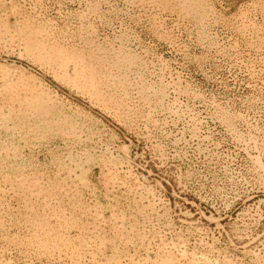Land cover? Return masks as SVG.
Instances as JSON below:
<instances>
[{
  "label": "rangeland",
  "instance_id": "obj_1",
  "mask_svg": "<svg viewBox=\"0 0 264 264\" xmlns=\"http://www.w3.org/2000/svg\"><path fill=\"white\" fill-rule=\"evenodd\" d=\"M0 264H264V0H0Z\"/></svg>",
  "mask_w": 264,
  "mask_h": 264
}]
</instances>
